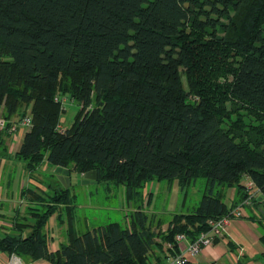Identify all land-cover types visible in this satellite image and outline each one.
<instances>
[{
  "label": "trees",
  "instance_id": "obj_1",
  "mask_svg": "<svg viewBox=\"0 0 264 264\" xmlns=\"http://www.w3.org/2000/svg\"><path fill=\"white\" fill-rule=\"evenodd\" d=\"M58 97L87 110L63 132ZM0 106L9 122L32 117L18 153L30 172L44 161L97 171L136 199L155 181H178L185 196L206 183L164 233L141 208L129 226L79 234L70 188L50 185L48 209L12 221L0 251L51 264H167L177 235L194 242L249 198L248 178L264 195V0H0ZM57 207L69 208L67 241L52 251Z\"/></svg>",
  "mask_w": 264,
  "mask_h": 264
},
{
  "label": "crops",
  "instance_id": "obj_2",
  "mask_svg": "<svg viewBox=\"0 0 264 264\" xmlns=\"http://www.w3.org/2000/svg\"><path fill=\"white\" fill-rule=\"evenodd\" d=\"M3 112L4 107L0 106V119H4L7 125L8 123L12 125L21 119L16 116L9 122L4 118ZM64 124L65 121L62 118L63 128H65ZM26 133L25 129L11 132L10 128L0 133V231L9 228L4 223L8 218H11V221L19 217L31 219L28 215L30 209L40 210L48 206V200L44 199V195L48 193V185L34 178L35 171H28L25 176L20 172L16 177L17 168L13 167V164L18 160L24 161L19 158L18 153ZM235 198L236 189H229L226 193V202L230 207ZM182 204L186 203L183 201ZM76 206H78L77 209L96 208L89 204L85 206L75 204L73 205L75 215ZM182 207L184 208L185 205ZM248 207L252 215L241 209L242 217H233L226 232L222 236L215 237L213 245L205 248L200 255L190 258L188 264H264V220L261 218L263 215L260 213V206L258 207L255 203ZM66 224L68 223L64 219V212H57L51 216L47 231L52 251L58 250L60 245L67 240L65 235L67 229L65 233L63 232ZM186 245V242L178 244L179 251L184 250ZM3 254V256L0 255V264H7L10 256ZM169 260L171 257L167 259L168 262ZM22 262L23 264H51L44 259L28 262L23 260Z\"/></svg>",
  "mask_w": 264,
  "mask_h": 264
},
{
  "label": "rangeland",
  "instance_id": "obj_3",
  "mask_svg": "<svg viewBox=\"0 0 264 264\" xmlns=\"http://www.w3.org/2000/svg\"><path fill=\"white\" fill-rule=\"evenodd\" d=\"M67 98L68 102L66 104V111H64L65 113L62 116L65 121L63 126L66 129L71 127L79 113L87 111H84L78 103L74 102L69 97ZM13 167L17 168L16 177H18V173L20 172L24 176L28 173L25 162L22 160L15 162ZM55 170L56 167L54 168L51 164H49V162L44 161L36 169L34 178L41 180L48 186L51 185L53 189L64 187L58 179V175L55 173ZM70 178L71 186L68 188H70V193L73 198V205L77 204L85 206L86 204H89L96 206L95 209H85L84 207L77 209L78 206H76L77 213L74 215L76 228L79 234L84 233L89 229L101 227L111 223H120L123 226H129L131 218L141 208L154 223L153 229L156 230V232L158 231V233H164L167 231L168 225L175 214L186 213L188 207L198 206L203 196L206 184L204 180L199 181L189 190V195L185 196V193H183L179 187L178 181H155L145 184V186L140 190L139 199H136L133 197L129 198L127 196L126 186H119L111 182L85 183L83 175L77 174L73 171ZM48 193L53 194L54 192L48 188ZM48 198L49 196L45 194L44 199ZM183 201L186 203L184 208L182 207ZM47 209L48 206L40 210L41 212H44ZM67 209L69 208L57 207L58 212H64L65 220H67ZM243 210H245L249 215H252L248 206H245ZM4 223L5 226L7 225L9 228L0 231V237L8 234H14L13 228L10 227L13 224L11 218L5 220ZM24 223H27V221H24ZM67 226L68 224L65 225L66 228L63 231L64 233ZM51 234L52 233L50 232V235ZM66 241L67 240H65V242ZM158 242L162 243L160 238H158ZM166 247L169 246L166 245ZM0 255H4L2 251H0ZM12 255L17 256L16 254ZM12 255H10V257ZM17 257L22 261L24 259L26 260L23 256V259L19 256ZM151 258L152 260L155 259L154 256H151Z\"/></svg>",
  "mask_w": 264,
  "mask_h": 264
},
{
  "label": "built area",
  "instance_id": "obj_4",
  "mask_svg": "<svg viewBox=\"0 0 264 264\" xmlns=\"http://www.w3.org/2000/svg\"><path fill=\"white\" fill-rule=\"evenodd\" d=\"M57 100L62 102L63 110L66 111V104L68 102V98L58 97ZM31 127H32V117L26 116L18 120V122L12 124L10 126V131L15 132L18 131L19 129H25L28 132L31 129ZM6 129H8L6 121L4 119H0V133ZM65 129L66 128H63L60 123L58 126V130L63 132ZM245 189L248 192L249 198L246 199L240 205V207L233 210L229 215H226L217 220H210L209 225L211 229L209 232L202 233L199 236V238L194 242H191L185 234L177 235L176 236L177 244L186 242L187 245L184 250H180L177 256L171 258V260H169L167 264H188L190 258L197 257L202 253V251L205 248L212 246L214 243V238L222 236L226 232L231 219L233 217H242L243 214L241 209L244 208L245 206L253 205L254 200L262 195L261 190L257 187L255 182L249 178L245 183ZM169 247H171V245H169ZM7 264H23V262L17 256L12 255L10 257V261Z\"/></svg>",
  "mask_w": 264,
  "mask_h": 264
},
{
  "label": "water",
  "instance_id": "obj_5",
  "mask_svg": "<svg viewBox=\"0 0 264 264\" xmlns=\"http://www.w3.org/2000/svg\"><path fill=\"white\" fill-rule=\"evenodd\" d=\"M55 173L58 175V179L64 187L68 188L71 186V171L69 169H65L63 167H56ZM83 179L85 183L97 182V171L86 173L85 175H83ZM258 201L260 203V213L264 216V195L259 196Z\"/></svg>",
  "mask_w": 264,
  "mask_h": 264
}]
</instances>
